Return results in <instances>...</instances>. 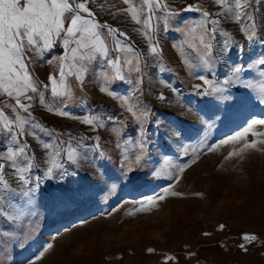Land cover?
<instances>
[{"label":"rangeland","instance_id":"rangeland-1","mask_svg":"<svg viewBox=\"0 0 264 264\" xmlns=\"http://www.w3.org/2000/svg\"><path fill=\"white\" fill-rule=\"evenodd\" d=\"M166 2L177 15L169 19L167 31L162 21L157 23L158 60L138 31L142 25L102 17V24L126 33L127 38H116L135 50L115 53L110 47L113 58L134 59L136 52L142 56L140 91L135 95L127 79L106 85L98 80L97 63L82 88L69 77L83 101L66 109L75 119L32 102L33 117L54 135L36 129L39 141L21 138L31 145L37 165L29 185L22 187L6 168L5 179L15 191L0 185V208L19 219L0 215V264H264V125H255L243 139H230L251 120L264 119V93L259 90L264 65L258 63L264 59V2L253 0L257 34L251 40L237 24L215 16L218 6L213 0ZM187 5L212 12L230 34L217 33L207 65L188 46L195 43L188 29L201 17L185 11ZM226 39L228 47L221 51ZM107 43L114 46L111 38ZM60 52L55 49L47 58L55 64ZM237 66L243 68L240 81L231 75ZM43 68L36 79L48 83L53 65L46 73ZM199 76L216 82L221 92L206 94L208 86ZM228 79L234 82L225 84ZM101 86L113 95L102 93ZM113 96L128 98V105ZM127 106L147 115L137 122ZM93 115L100 118L96 126L82 122ZM65 133L71 134L72 147L81 138L85 147L78 148L76 163L62 152L63 168L45 178L48 165L40 144H56L57 135L67 140ZM245 142H256L255 147L245 148ZM141 143L145 159L139 166L126 164L125 154L133 161ZM37 176L42 178L39 187ZM27 188L34 191L25 196Z\"/></svg>","mask_w":264,"mask_h":264},{"label":"snow or ice","instance_id":"snow-or-ice-1","mask_svg":"<svg viewBox=\"0 0 264 264\" xmlns=\"http://www.w3.org/2000/svg\"><path fill=\"white\" fill-rule=\"evenodd\" d=\"M88 2L89 0H82V2L78 0H0V97L9 98L0 100V185L4 189L15 191L5 179L6 168L12 169L11 175L16 177L22 187L33 182L31 173L37 167L34 163L35 155L31 153V145L21 138L32 136L39 141L40 137L36 134V129L50 137L54 135V130L34 119L31 112L33 101L38 100L39 104L49 113L75 119L74 115L66 109L74 103L83 101L76 97L73 82L69 80V77H74L77 86L82 88L87 74L94 71V65L97 63L101 71L96 72L95 75L98 80L102 79L105 85L112 80L125 81L127 79V82L134 87V95L140 91L138 85L141 82L139 74L142 72V56L136 52L134 59L125 57L122 60L120 55L113 58L110 55V47L115 53L125 51L132 53L135 50L131 45L126 47L121 44L116 38L117 34L127 38L126 33L107 24H101L95 18L96 14L87 7ZM123 3L129 7L120 11L130 14L131 19L137 25H142L138 31L147 37L149 54L158 60L161 51L158 42L154 40L157 23L162 21V30L167 31L169 19L177 13L171 10L166 0H123ZM213 3L218 6L216 17L237 24L238 30L244 32L249 40L254 38L257 34V22L252 11L253 0H213ZM184 10L200 14L201 18L195 26L188 29V34L195 41V43H189L188 46L194 49L201 61L207 65L208 57L211 56L213 49L212 41L216 39L217 33L225 37L230 34L221 29V19H213L212 12L193 5H187ZM261 26L264 27V25ZM198 30L199 34L195 35ZM109 38L113 40L114 46L107 43ZM228 44L229 40L226 39L221 51L226 50ZM57 47L61 49V52L55 57V64H53V60L47 57ZM181 51H183L182 48ZM37 61H45L53 65V73L49 74L48 83L35 78L32 66ZM258 63L264 65V59H260ZM125 69L129 74L127 77ZM242 72L243 68L237 66L231 75L235 81H240ZM133 73L136 74L135 78L132 76ZM199 79L208 86L206 94L221 92L216 82L204 76H199ZM232 82H234L232 79L224 81L225 84ZM259 90L264 93V83L259 85ZM100 91L113 95L106 86H101ZM46 93H48L47 97ZM113 98L120 99L122 106L128 105V98L118 96H113ZM160 99L164 97L161 96ZM9 100L14 103H10ZM6 110H10L11 115L6 114ZM126 110L137 118V122H139V116L147 115L146 112H140L138 115L137 111L133 110V106H127ZM99 120L98 116L93 115L84 117L82 122L96 126ZM108 120H112V117H108ZM120 123L123 124V121ZM255 125H264V119L251 120L243 132L237 133L230 139H243L244 135L253 130ZM104 126L103 123L99 124V127ZM253 134L261 135L258 132ZM64 135L68 137L67 140L57 135L56 144L49 142L40 144L45 150L46 158L43 159V163L48 165L43 173L45 178H52L54 170L63 168L60 162L62 152H66L69 162L76 163L80 155L78 148L85 147L81 143L82 138L76 141V147H72L71 134L65 133ZM255 143L245 142L244 147H255ZM65 144L68 145L66 149ZM138 147L140 153L133 161H129L125 154L126 164L139 166L145 159V145L141 143ZM163 164L167 166L169 161L165 159ZM129 170H131L130 167ZM156 174L159 175L158 172ZM41 179L40 176L35 177L37 187ZM31 191L34 189L27 188L23 194L27 196ZM2 204L3 197L0 196V205ZM0 215L5 216L9 221L19 219V215L9 214L2 208H0ZM3 234L8 235V233ZM248 238L245 237V239ZM48 247L51 248L52 245Z\"/></svg>","mask_w":264,"mask_h":264},{"label":"crops","instance_id":"crops-1","mask_svg":"<svg viewBox=\"0 0 264 264\" xmlns=\"http://www.w3.org/2000/svg\"><path fill=\"white\" fill-rule=\"evenodd\" d=\"M82 2V0H78ZM102 5V7H101ZM87 7L96 14L97 20L102 24L104 23L102 17H113V18H128L130 24H136L132 19L130 14L120 11L121 9L128 8L129 5L123 3V0H89ZM57 47L56 49H58ZM48 59V58H47ZM41 66L44 67L42 72L46 73L49 70V64L45 61H37L36 64L32 66V71L35 74V78H40ZM7 97H0V100H8ZM10 103L14 101L9 100ZM8 113V110H6Z\"/></svg>","mask_w":264,"mask_h":264},{"label":"trees","instance_id":"trees-1","mask_svg":"<svg viewBox=\"0 0 264 264\" xmlns=\"http://www.w3.org/2000/svg\"><path fill=\"white\" fill-rule=\"evenodd\" d=\"M35 120H37L36 118H34Z\"/></svg>","mask_w":264,"mask_h":264}]
</instances>
